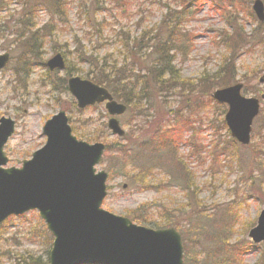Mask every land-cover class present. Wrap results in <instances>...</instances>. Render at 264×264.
Returning <instances> with one entry per match:
<instances>
[{"label":"rangeland","instance_id":"1","mask_svg":"<svg viewBox=\"0 0 264 264\" xmlns=\"http://www.w3.org/2000/svg\"><path fill=\"white\" fill-rule=\"evenodd\" d=\"M35 1L0 0V54H10L0 70V118L16 121L4 147L6 167H20L30 159L46 142L45 122L64 110L78 139L107 145L96 166L108 173L102 208L137 224L135 215L173 223L170 227L182 236L184 264L226 263L227 258L230 264H264V242L254 244L248 236L264 208V102L251 143L238 144L223 123L224 106L213 100L214 89L209 88L242 81L245 95L264 93L259 82L264 74V22L252 11L254 0H66L58 15L43 6L34 12ZM95 1L100 9L93 7ZM181 10L189 15L182 17ZM173 29L192 37L184 41L189 43L184 51H170L184 85L166 90L150 83L146 116L134 118L127 111L119 117L128 138L108 130L104 103L78 109L66 86V70L46 66L60 52L71 75L85 78L91 67L82 58L108 57L138 65L152 78L153 58L146 46L157 40L141 37L147 32V38L156 36L163 43ZM135 39L132 51L128 46ZM134 130L138 136L130 138ZM152 134L160 136L161 145L173 142L189 175L181 176L172 156L162 154L164 148L154 161L157 154L151 147L140 152L141 140L151 142ZM120 148L129 158L124 159ZM137 154L149 173L143 181L129 178L138 170L128 160ZM52 243L37 210L11 216L0 226V264L34 257L49 262Z\"/></svg>","mask_w":264,"mask_h":264},{"label":"water","instance_id":"2","mask_svg":"<svg viewBox=\"0 0 264 264\" xmlns=\"http://www.w3.org/2000/svg\"><path fill=\"white\" fill-rule=\"evenodd\" d=\"M253 10L264 21L262 0L254 1ZM8 60V53L0 54V69ZM47 66L64 70L66 63L58 53ZM242 87L237 83L212 96L228 105L225 120L231 135L248 144L260 99L242 95ZM67 88L79 108L105 102L111 116L108 128L113 135H125L116 116L123 115L127 106L115 100L106 87L71 76ZM15 123L10 117L0 118V224L12 214L38 210L54 236L49 264H184L182 236L176 228L146 227L102 208L108 173L97 171L96 166L106 149L104 143L79 140L66 112L60 110L44 124L45 145L21 167H5L4 145L14 133ZM249 237L254 243L264 241V208Z\"/></svg>","mask_w":264,"mask_h":264},{"label":"trees","instance_id":"3","mask_svg":"<svg viewBox=\"0 0 264 264\" xmlns=\"http://www.w3.org/2000/svg\"><path fill=\"white\" fill-rule=\"evenodd\" d=\"M229 1L230 3H232V0H229ZM51 2L52 3L55 2V4L60 3V2L61 3L57 4L56 7H54ZM65 2L66 0H51V1L50 0H36L35 4H33V10L35 12L37 10V7L43 6L47 10L52 9V13H55L58 15L60 12L64 10ZM96 3H98V1H95L93 3V7L95 9H100V7ZM24 5H27V4H24ZM176 13L177 12H174V14ZM180 14H182V17L185 14L189 15L188 12L185 11L184 13V11L182 10ZM146 34L147 32H145L141 38L142 39L146 38L148 40L153 39L155 41L157 40V42L146 46V48L150 49V53L148 54V56L153 58L151 69H150V74L152 75V78H147L148 73L142 74L138 65L131 66L129 61L128 62L127 61L123 62L120 60L117 61V60L109 59L108 57H106L103 60H98L97 58H91V57H86V58L81 59L85 64H88L91 67V70L87 72L86 74V78H89L92 81L100 85L106 86L112 92V94L114 95L116 99L124 102L127 105L128 112H131V113L133 112L134 118L136 117L144 118L146 116L143 112V109L146 105V92L149 89L150 83H153L154 86L160 89H165V88H167L166 90L171 89V88H181L182 89L181 85L182 84L184 85L185 80L183 79H182L183 81L181 80L178 69H176V67L173 65L175 61V57L170 54V51L171 49H176L177 51L179 50L180 52L184 51V49L188 47L189 45V43L184 44V41L190 42L192 38L191 35L187 34L186 32H182V31L178 32V30L173 29L172 32L168 35L169 37L162 43L160 42V39L155 38L156 36L152 38L153 36L150 35L149 38H147ZM180 38H182L181 41H180ZM129 42L131 43V40ZM136 43L137 42L135 39L131 43L132 46H128V47H132L131 49L132 51H134V47ZM71 74L72 72L70 68L66 67V75L69 76ZM220 84L223 85L225 83L223 84L220 83ZM221 85H219V82H218V84L215 83L213 85L212 84L209 85V88L213 90L215 88H218V86L222 87ZM199 108H201V105L199 106ZM224 111L225 110L223 108V112ZM186 121H188V119ZM223 123L225 124L224 120H223ZM137 130L142 131L140 127L137 128ZM137 130L133 131L134 134H131L130 138H136L138 136V135H135V133L138 132ZM129 134L130 133H126L124 138H128ZM159 139H160L159 135L152 134L151 138L149 139L151 140V142H149L146 139L141 140L140 142L141 145H139L138 147L140 148V152L143 153L145 150H148V148L151 147L149 150L153 151L152 154L153 155L157 154V158L153 159L152 161L156 159H160L162 154L167 152L169 153L168 155L172 156L173 160L177 163L175 168L178 170L181 176L189 175L188 173L190 172L187 169L185 163L181 160V156L178 153L179 150H176L173 142L170 141V145L168 144L161 145V142ZM162 148H164V151L161 154ZM118 151H120L123 154L124 159L129 158L125 149L123 150V148L122 149L120 148ZM140 158H141L140 155L137 154L132 158V160L130 159L128 160V164L130 165L133 164L134 166L133 169L138 170L137 174H133V176L129 175V178L131 179L136 178V180L143 181L145 179L144 178L145 175L147 176L149 173L147 172L148 170L146 171L144 168L141 167V160L139 161ZM188 177L189 178L187 179L190 180V176ZM133 219L139 224L153 226L154 228H163V227L173 226V223H170L168 225V223H165V222L163 223L156 222V220L147 218L142 215H139V216L135 215ZM228 260L229 259L227 258V262L224 263V261H222V263L230 264ZM47 261H48V255H47ZM222 263L218 262L215 264H222ZM21 264H45V262L41 261L40 258L34 257Z\"/></svg>","mask_w":264,"mask_h":264}]
</instances>
